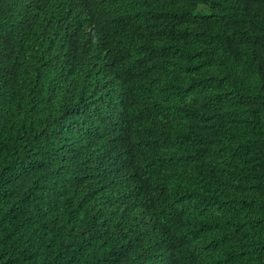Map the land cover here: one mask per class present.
<instances>
[{"label": "trees", "instance_id": "16d2710c", "mask_svg": "<svg viewBox=\"0 0 264 264\" xmlns=\"http://www.w3.org/2000/svg\"><path fill=\"white\" fill-rule=\"evenodd\" d=\"M0 264H264V0H0Z\"/></svg>", "mask_w": 264, "mask_h": 264}]
</instances>
